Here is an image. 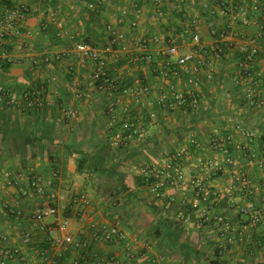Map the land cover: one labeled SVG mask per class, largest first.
Here are the masks:
<instances>
[{
	"label": "crops",
	"instance_id": "obj_1",
	"mask_svg": "<svg viewBox=\"0 0 264 264\" xmlns=\"http://www.w3.org/2000/svg\"><path fill=\"white\" fill-rule=\"evenodd\" d=\"M80 1L13 2L30 11L20 35L8 41L10 58L5 67L0 64V82L10 96L22 101L24 94L43 88L39 96L44 106L29 109L24 103L20 107L0 104V230L5 238L0 240V252H18L6 264H57L55 256L58 264H72L83 257L88 264H152L155 260L162 264H264V90L255 96L263 104L249 105L247 80L239 72L244 57L240 50L250 48V40L262 26L264 0H94L93 9L101 8L90 26L100 32L94 41L97 46L107 44V26L126 37L119 61L125 67H114L116 63L111 62L114 75L145 76L153 87L157 84L154 93L168 82L159 81L149 65L144 71L129 67V53L137 51L136 42L149 41L148 50H155L160 47L153 44L156 38L189 32L198 33L206 48L219 42L225 49L220 59H210L213 80L202 76L203 105L205 96L215 92L216 101H224L218 105L216 120L205 123L201 117L204 106L197 113L157 108L153 122L144 110L135 108L132 112L142 117L145 129L132 138L123 136L122 122H112L109 116L112 94L93 90L89 62H42L84 40L86 4ZM245 4L250 6V25L230 23L225 10L236 14ZM5 8L0 5V13ZM133 23L134 29L130 27ZM210 25L225 35L222 41L210 33ZM63 31L75 38L70 40ZM186 42L181 52L191 49L189 37ZM253 68L264 74L258 59ZM88 89L93 98L78 102L76 92ZM70 109L76 110V117H66ZM174 114L191 118L175 121V125L166 118ZM162 127L164 134L159 132ZM245 130L255 136L246 137ZM215 134L220 137L216 146L212 144ZM164 144V151L158 152V145ZM146 170L161 175L164 182L159 192L165 198L157 196V183H142ZM168 171L175 184L167 180ZM180 173L185 183L178 180ZM238 174L252 185L244 189L235 180ZM34 177L41 180L44 194L25 196L22 191ZM197 179L203 183L202 192L193 183ZM81 196L87 204L75 203ZM64 197L68 199L62 216L70 221L74 239L88 244L84 255L73 247L64 255L50 241L48 231L31 219L38 206L54 204L61 209ZM196 200L199 209L192 207ZM250 204L261 213L257 223L243 213ZM220 216L230 229L217 222ZM112 223L119 225L123 239L100 237L99 229ZM25 233H30L29 243L23 240ZM55 236L61 239L62 235L56 232Z\"/></svg>",
	"mask_w": 264,
	"mask_h": 264
},
{
	"label": "built area",
	"instance_id": "obj_2",
	"mask_svg": "<svg viewBox=\"0 0 264 264\" xmlns=\"http://www.w3.org/2000/svg\"><path fill=\"white\" fill-rule=\"evenodd\" d=\"M258 2V1H257ZM256 2V3H257ZM94 10V4L89 6ZM253 9H259L254 6ZM30 10L25 7L14 6L7 9L4 13H0V64L4 61H9V55L4 50V47L8 44L11 37L20 35V26L26 19V15ZM250 6L248 4L239 6L236 9V14L229 15L225 10L224 15L228 17L230 23H241L243 26L250 25L249 19ZM135 28L133 23L130 26ZM106 31L109 34L107 44L98 47L85 41H78L73 45L70 50L56 53L51 57H45L42 62L45 64L53 62H62L69 59H77L81 62H89L91 65L92 73V88L101 93H110L114 97L107 105L109 116L112 122L120 120L122 122L123 136L132 138L136 135L141 136L144 132V125L142 117H138L133 114L135 108L144 110L150 122L156 121L157 113L156 109H161L167 112L177 111H191L199 112L203 108V81L202 76H205L208 81L213 80V74L210 69L211 60L220 59L225 54V49L219 42H214L209 48L202 45L201 36L198 33L190 34L186 32L182 35H174L169 38H156L153 44L160 45L158 49L148 50L150 44L149 41L136 42L134 49L137 50L134 53H129L128 65L131 69L144 71V68L149 65L151 73L159 80L168 82V85L162 87L157 93H154V87L144 76L119 77L118 75L112 76L110 70L112 69L111 62L120 61L122 56L121 44L125 42L126 37L123 33L118 32L113 26H107ZM209 31L213 36H219L222 41L225 38L223 33H219L215 26L210 25ZM264 19L262 20V26L255 36L250 40V48H241V53L244 55L243 61L239 64V72L241 76L247 80L246 86V101L249 105H256L260 107L263 102L255 99L256 94L260 90H264V74L254 72L253 64L256 59L259 60L264 67ZM65 37L73 40L75 36H71L67 31L62 32ZM186 37L190 38V48L187 52H181L183 45L187 44ZM263 44L260 45L259 43ZM126 49V48H125ZM209 58V59H208ZM133 67V68H132ZM238 83V82H237ZM182 86H180V85ZM43 88L33 94L26 93L23 96V101L10 96L9 91L0 82V104L6 107H20L23 103L27 108H40L44 106V102L40 99V94L43 92ZM117 93V94H115ZM75 98L78 102L84 100H91L93 98V91H77ZM129 100V101H128ZM133 102L135 106L130 105ZM67 118L76 117V110L70 109L66 112ZM243 135L246 137L255 136L252 132L245 130ZM220 142V137H216V134L212 138V144L216 146V143ZM195 144V141H192ZM185 149L181 150L184 153ZM225 154H228L227 148L223 149ZM264 159V149L261 152ZM211 166V162L208 164ZM171 165L168 166V169ZM153 171L146 170L145 174L148 177ZM56 176L57 173H54ZM158 177L160 174H156ZM167 180L171 179V184H175V180L168 171L166 175ZM178 180L185 183L183 174L178 175ZM235 180L247 189L252 185L250 179L246 178L243 174L235 176ZM164 180L159 181L156 184L155 191L158 197L165 198L164 192H159V189L163 186ZM196 187L199 188V192H202L203 183L200 179L193 181ZM27 196L35 194L36 196H42L44 194V187L41 184V180L34 177L28 184L27 189L22 191ZM75 203L87 204L85 197L81 196L75 200ZM192 207L199 209V201L196 200ZM62 210L54 205H41L38 206L31 214V219L41 224L43 228L48 231L49 239L54 244L61 247L62 251L69 250L70 247L82 250L84 254L88 244L84 241L75 240L69 233L71 224L70 221L64 219L62 216ZM243 213L250 216L254 223L260 221L261 213L257 207L250 204L243 208ZM203 216H207V212L203 209ZM216 219V217H215ZM217 222L224 223L226 229H230V225L226 223L223 217H218ZM59 232L62 236L61 239L55 236V233ZM100 237L106 241H110L112 238L119 240L123 239V234L119 229L117 223L111 225H104L99 229ZM0 238H4L0 230ZM23 240L25 243L30 242V233H25ZM3 254L0 264H6L5 259L12 260L15 258L17 251L5 250L1 252ZM14 253V254H13ZM72 264H88L83 257L82 260H75ZM152 264H162L160 260H155Z\"/></svg>",
	"mask_w": 264,
	"mask_h": 264
},
{
	"label": "trees",
	"instance_id": "obj_3",
	"mask_svg": "<svg viewBox=\"0 0 264 264\" xmlns=\"http://www.w3.org/2000/svg\"><path fill=\"white\" fill-rule=\"evenodd\" d=\"M14 0H0V5L2 6V7H6L5 8V11L7 10V9H9V8H12V7H14ZM94 3V0H81L80 2H79V4H86V11H84V9H81V10H83L84 12V14H85V18H86V20H85V23H86V26H88V28H87V32H86V35H84V40L83 41H85V42H88V43H91V44H93L94 46H97V44H96V40H95V38H97V35H100V32H98V31H96V30H92L91 28H90V26H93L94 25V23L92 24V21H95V19L96 18H99V16H97L98 14L96 13V11H97V9L98 10H100L101 8H100V6H98L97 5V8L95 9V10H91L90 8H89V5L90 4H93ZM81 10H80V12H81ZM101 11H99V13H100ZM2 13V12H1ZM28 15V14H27ZM27 17V16H26ZM83 21H84V18H83ZM76 40H77V38H76ZM94 41H96V42H94ZM4 50L6 51L7 50V45L4 47ZM8 63V61H4V62H2L1 64L4 66L5 64H7ZM123 64H124V62H119V61H117L116 62V64H115V66L114 67H116V65H118V67L120 68L121 66H123ZM5 67V66H4ZM110 72L112 73V76H114V68L113 69H111L110 70ZM161 177V175L158 177V175H156V174H150L148 177L147 176H144L143 178H142V183H146V184H156V183H158L161 179H159ZM51 205H54V204H51ZM0 240L2 241L3 240V238H0ZM46 241V240H45ZM44 241V242H45ZM47 244H49V243H47ZM42 247V246H41ZM44 247V246H43ZM49 246H47V247H44V248H48ZM74 248V247H73ZM6 250H8V249H6ZM2 251H5V250H2ZM1 251V252H2ZM10 251H12V252H14V251H16V250H10ZM67 251H69V250H67ZM67 251H64V252H66V254H64V255H67L68 254V252ZM0 252V261H1V258H2V256H3V254ZM14 254V253H13ZM17 253H15V255H16ZM62 258V257H61ZM56 259V260H55ZM57 259H58V257L57 256H55V257H53V261L55 262V263H57L58 264V262H57ZM6 260H9V259H5V262H6ZM10 261V260H9Z\"/></svg>",
	"mask_w": 264,
	"mask_h": 264
},
{
	"label": "rangeland",
	"instance_id": "obj_4",
	"mask_svg": "<svg viewBox=\"0 0 264 264\" xmlns=\"http://www.w3.org/2000/svg\"><path fill=\"white\" fill-rule=\"evenodd\" d=\"M110 2V1H109ZM123 67H125L124 65H123ZM154 83H156V82H154ZM157 86V84L154 86V87H156ZM215 92V91H214ZM215 96H216V92H215V94H214ZM214 95H211V94H207L205 97V104H204V112L202 113V115H201V117L203 118V120L204 121H207V122H205V123H209V121H213V120H216V114L218 113V109H219V107H218V105L219 104H222V102H224V101H221V100H218V101H216V98H214ZM200 116V115H199ZM164 118L166 117V116H163ZM186 118H183V116H178V115H175L174 114V116L173 117H166V118H171V120H172V123L173 124H175L176 125V123H175V121L177 122V123H179L181 120H190V118L191 117H189V116H185ZM171 126V125H170ZM173 126V125H172ZM207 127V126H206ZM208 128H209V126H208ZM164 129L165 128H160V134H164ZM167 130H170V129H168V127L166 128ZM174 130H176V128H174L173 127V131ZM166 146V144H164V145H158V147L156 148V149H158V150H160V151H158V152H161V151H164V149L166 148L165 147ZM155 149V150H156ZM145 161H147V160H145ZM203 179H204V177H203ZM67 197H64L63 199H62V203H63V205H62V207H61V209H62V211H63V209H64V212H65V208H63V206H65L64 204H66V201H67ZM63 214V213H62Z\"/></svg>",
	"mask_w": 264,
	"mask_h": 264
}]
</instances>
